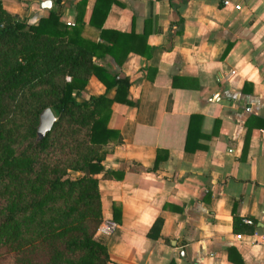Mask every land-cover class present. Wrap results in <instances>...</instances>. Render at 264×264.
Wrapping results in <instances>:
<instances>
[{
  "label": "crops",
  "instance_id": "crops-1",
  "mask_svg": "<svg viewBox=\"0 0 264 264\" xmlns=\"http://www.w3.org/2000/svg\"><path fill=\"white\" fill-rule=\"evenodd\" d=\"M1 1L30 23L58 8ZM77 1L61 0L63 22ZM94 1L82 35L97 41ZM102 29L136 50L93 57L130 81L107 123L121 139L95 174L116 226L96 239L116 264H264V0H115ZM115 92L92 74L77 99Z\"/></svg>",
  "mask_w": 264,
  "mask_h": 264
},
{
  "label": "trees",
  "instance_id": "trees-1",
  "mask_svg": "<svg viewBox=\"0 0 264 264\" xmlns=\"http://www.w3.org/2000/svg\"><path fill=\"white\" fill-rule=\"evenodd\" d=\"M86 1H77L71 24L60 19L61 0L35 23L0 0V264H116L95 237L102 221L95 174L104 170L103 145L121 139L107 123L113 101L130 102V81L93 57L108 52L120 61L136 48L125 46L129 32L104 34L115 0L94 1L88 22L101 27V40L84 37ZM92 74L115 86L113 98L77 99ZM48 106L56 119L35 140Z\"/></svg>",
  "mask_w": 264,
  "mask_h": 264
},
{
  "label": "water",
  "instance_id": "water-1",
  "mask_svg": "<svg viewBox=\"0 0 264 264\" xmlns=\"http://www.w3.org/2000/svg\"><path fill=\"white\" fill-rule=\"evenodd\" d=\"M41 3L42 6L49 8L51 1L46 0L42 1ZM55 119L56 116L49 106L41 110V112L39 113V120L36 127L35 140L41 139L46 134V132L51 128Z\"/></svg>",
  "mask_w": 264,
  "mask_h": 264
},
{
  "label": "built area",
  "instance_id": "built-area-1",
  "mask_svg": "<svg viewBox=\"0 0 264 264\" xmlns=\"http://www.w3.org/2000/svg\"><path fill=\"white\" fill-rule=\"evenodd\" d=\"M224 3H228V0H224ZM237 8L240 7L239 4L235 5ZM246 221H249V219H245ZM116 226V222L112 219H103L101 223L98 226V229L102 233L109 234L110 232L113 231V229ZM236 237L240 238L241 234H236ZM262 239L264 240V235H262Z\"/></svg>",
  "mask_w": 264,
  "mask_h": 264
}]
</instances>
